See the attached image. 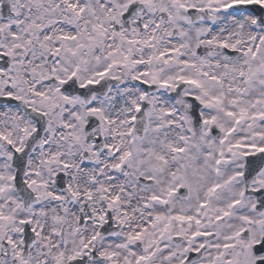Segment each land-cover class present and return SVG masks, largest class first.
Returning <instances> with one entry per match:
<instances>
[{
  "label": "snow or ice",
  "instance_id": "snow-or-ice-1",
  "mask_svg": "<svg viewBox=\"0 0 264 264\" xmlns=\"http://www.w3.org/2000/svg\"><path fill=\"white\" fill-rule=\"evenodd\" d=\"M0 264H264V0H0Z\"/></svg>",
  "mask_w": 264,
  "mask_h": 264
}]
</instances>
